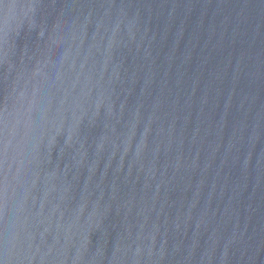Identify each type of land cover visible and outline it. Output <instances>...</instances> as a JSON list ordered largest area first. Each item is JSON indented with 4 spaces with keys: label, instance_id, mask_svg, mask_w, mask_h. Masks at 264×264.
Wrapping results in <instances>:
<instances>
[{
    "label": "water",
    "instance_id": "obj_1",
    "mask_svg": "<svg viewBox=\"0 0 264 264\" xmlns=\"http://www.w3.org/2000/svg\"><path fill=\"white\" fill-rule=\"evenodd\" d=\"M0 264H264V0H0Z\"/></svg>",
    "mask_w": 264,
    "mask_h": 264
}]
</instances>
